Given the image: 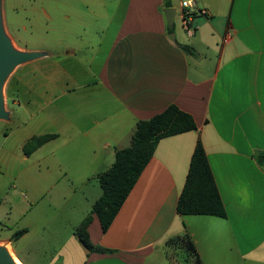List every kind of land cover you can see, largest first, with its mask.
<instances>
[{
	"label": "crops",
	"instance_id": "1",
	"mask_svg": "<svg viewBox=\"0 0 264 264\" xmlns=\"http://www.w3.org/2000/svg\"><path fill=\"white\" fill-rule=\"evenodd\" d=\"M165 1L126 0L120 18H98L92 32L71 34L80 47L65 44L62 56L46 51L13 71L20 89L4 122L14 117L16 130L6 137L21 139L26 157L62 138L60 163L70 183L98 180L115 151L130 145L136 123L169 105L195 123L193 131L157 141L105 232L91 211L86 214L89 240L102 251H88L72 233L45 264H177L166 241L183 234L190 236L201 264H264V167L255 159L256 153L264 155V0H193L206 14L194 13L192 36L183 28L184 0H174L177 6L168 0L175 9L171 30L162 13ZM112 23L116 29L108 36ZM103 39L110 41L100 52ZM29 121L56 128L34 135ZM43 134L56 136L24 154V143ZM198 140L225 218L176 212ZM100 194L93 188L91 207ZM21 229L25 232L12 239L16 257L23 264L38 262L33 246L23 241L35 239L44 226Z\"/></svg>",
	"mask_w": 264,
	"mask_h": 264
},
{
	"label": "rangeland",
	"instance_id": "2",
	"mask_svg": "<svg viewBox=\"0 0 264 264\" xmlns=\"http://www.w3.org/2000/svg\"><path fill=\"white\" fill-rule=\"evenodd\" d=\"M117 1L119 3L116 6ZM125 1L1 0L2 25L16 49L56 52L62 56L65 44L80 47L71 38L72 33H82L83 30L92 32L96 26L94 22L100 21L98 18L110 15L115 19L120 18L124 13ZM171 2L177 6V1ZM174 27L178 28L177 15ZM115 29L116 24L109 25L108 36ZM109 41L102 40L100 52L106 49ZM77 49L80 51V48ZM16 73H11L3 89L7 110L12 108L11 103L19 94L20 77ZM60 90L61 87L58 88ZM61 103L62 99L59 98L54 105L58 107ZM39 116L44 119L42 115ZM14 121V117L10 122L0 121V243H5L15 255L11 233L29 228L30 225H38L40 229L44 226L45 231H39L40 235L35 239L28 236L23 243L29 246L28 249L33 246V252L39 259L38 262L29 259L25 264H45L55 255L65 238L75 233L86 218L92 208L93 198L90 196L93 188L100 193V187L95 177L84 184L70 183L64 176L65 168L60 163L62 150L59 146L62 138L46 144L30 156L23 155L22 140L15 134L5 135L10 130H16ZM32 122L34 126L30 127ZM56 126L61 131L60 119ZM53 127L56 128L44 122L37 126L35 121H29V132L34 135L51 133ZM70 191H75V195L68 197L67 192ZM184 246L179 239L168 243L166 241L167 254L177 264H184Z\"/></svg>",
	"mask_w": 264,
	"mask_h": 264
},
{
	"label": "trees",
	"instance_id": "3",
	"mask_svg": "<svg viewBox=\"0 0 264 264\" xmlns=\"http://www.w3.org/2000/svg\"><path fill=\"white\" fill-rule=\"evenodd\" d=\"M165 6H170L168 0L165 1ZM195 15L194 13L191 14L192 17ZM169 29L171 30L172 26ZM181 48L186 53L192 52L189 46L184 45ZM193 130H195L193 118L175 105H169L162 112L136 123L130 145L116 150L112 165L98 175L101 194L93 202L91 213L99 221L102 232L107 230L142 170L152 157L157 141L163 137ZM55 136V134H43L31 137L23 145L24 154L29 155ZM255 159L260 166L264 167V155L262 153H256ZM176 212L180 215H206L218 218H225L226 216L199 140L196 142L190 157L185 182L178 195ZM90 220V216L84 218L77 227L75 235L88 251H102L99 247H94L89 240L86 227ZM24 232V229L17 230L13 232L12 238H17ZM176 239L185 244V253L182 256L184 264H201L190 236L183 234L181 237L168 239L167 243Z\"/></svg>",
	"mask_w": 264,
	"mask_h": 264
},
{
	"label": "water",
	"instance_id": "4",
	"mask_svg": "<svg viewBox=\"0 0 264 264\" xmlns=\"http://www.w3.org/2000/svg\"><path fill=\"white\" fill-rule=\"evenodd\" d=\"M167 26L173 25L175 9L171 7L162 10ZM170 38L174 39L173 34ZM46 56L42 51H20L14 47L11 39L7 36L2 25L1 0H0V120L8 121L10 110L5 108L3 89L8 77L14 69L22 64L29 63ZM0 264H15L7 251L0 246Z\"/></svg>",
	"mask_w": 264,
	"mask_h": 264
},
{
	"label": "built area",
	"instance_id": "5",
	"mask_svg": "<svg viewBox=\"0 0 264 264\" xmlns=\"http://www.w3.org/2000/svg\"><path fill=\"white\" fill-rule=\"evenodd\" d=\"M182 18H183V28L187 36H192L196 27L192 23L191 14L197 13L200 15L206 14V10L203 8H197L195 1L193 0H184L180 3ZM228 34L224 35V40H226Z\"/></svg>",
	"mask_w": 264,
	"mask_h": 264
},
{
	"label": "bare ground",
	"instance_id": "6",
	"mask_svg": "<svg viewBox=\"0 0 264 264\" xmlns=\"http://www.w3.org/2000/svg\"><path fill=\"white\" fill-rule=\"evenodd\" d=\"M0 246L3 247L7 251L8 255L11 257L12 261L15 264H22L20 260L11 252V250L7 247L5 243H0Z\"/></svg>",
	"mask_w": 264,
	"mask_h": 264
}]
</instances>
